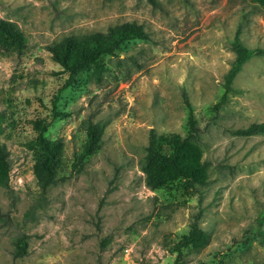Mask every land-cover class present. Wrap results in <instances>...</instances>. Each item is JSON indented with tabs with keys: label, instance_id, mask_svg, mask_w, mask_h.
Returning a JSON list of instances; mask_svg holds the SVG:
<instances>
[{
	"label": "rangeland",
	"instance_id": "obj_1",
	"mask_svg": "<svg viewBox=\"0 0 264 264\" xmlns=\"http://www.w3.org/2000/svg\"><path fill=\"white\" fill-rule=\"evenodd\" d=\"M156 2L0 0V18L26 43L19 55L0 50V140L10 159L0 187V264H264V134L234 133L264 124V56L241 66L221 102L235 30L247 49L264 50V0ZM124 22L148 38L102 57L98 79L90 67L69 83L46 50ZM190 120L205 181L149 189L140 169L149 132L185 138ZM88 123L102 130L100 149L72 170ZM43 127L63 145L59 180L45 193L32 173ZM194 218L207 243L176 261L173 245ZM21 235L27 254L13 258Z\"/></svg>",
	"mask_w": 264,
	"mask_h": 264
},
{
	"label": "trees",
	"instance_id": "obj_2",
	"mask_svg": "<svg viewBox=\"0 0 264 264\" xmlns=\"http://www.w3.org/2000/svg\"><path fill=\"white\" fill-rule=\"evenodd\" d=\"M153 7L156 0H146ZM253 11H262L256 5H249ZM241 29L235 30L233 37V50L235 60L224 76L223 95L221 102L225 100L230 91V86L238 74L241 66L253 56H264L262 49H247L240 40ZM147 33L141 25L135 22H124L111 27L106 31L76 38L69 35L58 42L46 47L49 57L61 71L67 75L70 83L74 77L83 70L92 67L95 77L98 79L102 72L99 60L104 56H114L121 46L132 40L146 41ZM6 45L11 51L19 55L26 43L23 33L15 25L0 18V50ZM190 132L185 138L178 135L158 136L153 130L149 132L148 144L145 156L141 164V172L145 176V184L151 190H156L170 182L182 180L187 186L201 184L206 179V168L201 162V154L195 141L198 139V128L192 120L189 122ZM84 143L78 154H74L71 163L72 170H77L82 163L87 161L100 149L102 130L97 124L88 123ZM5 131V114L0 111V137ZM44 127L39 129L34 138V163L32 173L36 186L41 193L54 185L58 180V171L62 162V142L60 139L48 140L45 138ZM240 136L264 134V124H251L244 129L234 131ZM10 171L9 153L0 140V187L7 185ZM1 216V214H0ZM31 216V213L30 215ZM259 241L264 245V233H258ZM207 243V235L199 227L194 218L187 234L182 235L173 245L176 261L187 248L202 247ZM27 254L26 236L21 235L13 241V258H22ZM175 261V263H176Z\"/></svg>",
	"mask_w": 264,
	"mask_h": 264
},
{
	"label": "crops",
	"instance_id": "obj_3",
	"mask_svg": "<svg viewBox=\"0 0 264 264\" xmlns=\"http://www.w3.org/2000/svg\"><path fill=\"white\" fill-rule=\"evenodd\" d=\"M251 2H252V1H251ZM252 3H253V4H255L254 2H252ZM255 5H256V4H255ZM256 6H258V5H256ZM258 7H259V6H258ZM260 7H263V6H262V5H260ZM260 7H259V8H260ZM260 9H262V8H260ZM262 10H263V9H262Z\"/></svg>",
	"mask_w": 264,
	"mask_h": 264
}]
</instances>
